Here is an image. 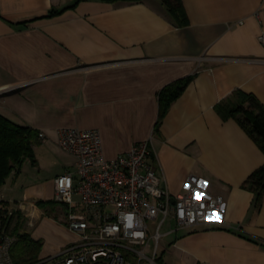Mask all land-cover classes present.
Segmentation results:
<instances>
[{
	"label": "crops",
	"instance_id": "0c3cea01",
	"mask_svg": "<svg viewBox=\"0 0 264 264\" xmlns=\"http://www.w3.org/2000/svg\"><path fill=\"white\" fill-rule=\"evenodd\" d=\"M183 2L185 28L161 0H0V114L45 133L47 145L62 129H97L108 160L149 141L148 162L173 197L195 176L225 200L224 211L196 229L175 232L167 221L161 242L172 239L161 254L160 242L158 259L264 264V202L256 210L254 193L242 188L264 166V153L218 113L237 90L264 105V0ZM52 11L63 13L49 17ZM190 76L157 130L159 93ZM37 161L12 174L0 202L32 221L23 232L43 241L40 259L55 258L77 237L66 227V208L60 221L38 203L54 201L55 180L76 159L56 174Z\"/></svg>",
	"mask_w": 264,
	"mask_h": 264
},
{
	"label": "built area",
	"instance_id": "2783aa9c",
	"mask_svg": "<svg viewBox=\"0 0 264 264\" xmlns=\"http://www.w3.org/2000/svg\"><path fill=\"white\" fill-rule=\"evenodd\" d=\"M259 41L264 45V34ZM39 141L49 138L40 132ZM57 145L76 159L75 170L55 180L54 201L66 208V227L77 239L59 256L35 264H160L167 221L175 222V232L192 230L224 211V198L207 193L195 176L187 180L184 194L173 197L148 162L149 141L112 160L97 129H62ZM16 213L0 202V264H16L11 252L16 237L8 232Z\"/></svg>",
	"mask_w": 264,
	"mask_h": 264
},
{
	"label": "trees",
	"instance_id": "16d2710c",
	"mask_svg": "<svg viewBox=\"0 0 264 264\" xmlns=\"http://www.w3.org/2000/svg\"><path fill=\"white\" fill-rule=\"evenodd\" d=\"M105 1L117 2L122 0ZM124 1L140 2L142 0ZM161 1L176 26L185 28L190 25L183 0ZM61 13L63 11H52L49 17ZM193 80V76L181 79L166 86L159 93L157 130L160 129L172 106L184 95ZM218 113L223 120H235L264 153V105L255 95L237 90L218 106ZM39 134V131L16 124L0 114V193L12 174L21 172L26 162H31L34 166H37L36 147L41 144ZM242 188L254 193V206L256 210L260 211L264 202V166L256 170L243 184ZM56 204L55 201H47L39 202L38 206L45 210L46 207L55 208ZM53 211L52 209L50 214H47L52 216ZM24 222V217L19 212L10 219L9 229L12 227V234L16 237V242L11 251L12 257L16 264H35L40 260L43 241L35 240L30 234L24 233ZM240 236L256 244L263 245L260 241L243 233H240ZM158 262L163 263V259H158Z\"/></svg>",
	"mask_w": 264,
	"mask_h": 264
},
{
	"label": "rangeland",
	"instance_id": "374dc122",
	"mask_svg": "<svg viewBox=\"0 0 264 264\" xmlns=\"http://www.w3.org/2000/svg\"><path fill=\"white\" fill-rule=\"evenodd\" d=\"M46 145H47V143L42 144V145H38L36 148V151H37L36 154H37V158L41 162L42 167L43 168L46 167L48 169L47 174L59 173L62 170H64V166L70 167V166H73L75 164V159L72 156H70L69 154H67L66 152H64L63 150H61L56 143H51L47 146ZM29 163L28 164L30 167L33 166L31 162H29ZM71 168H72L71 170H75L76 167L75 168L71 167ZM52 209L54 210L51 214L53 216V218L61 221L63 216H64L65 207L61 204H56L55 208L46 207V209L44 211L46 213L50 214V211ZM61 213L63 215H61ZM24 221L25 222H24L23 231H25V229L32 231V229L27 228L28 223L26 222L25 219H24ZM150 226H151V228H153L155 226V224L150 223ZM168 229H170V228L169 227L165 228V230H168ZM8 232L10 234H12V227H10ZM164 233H165V231H164ZM171 239H172V237L166 238L165 240H163L161 242L160 254L164 250V246H165L164 243L170 241ZM160 264H165V261L163 263H160Z\"/></svg>",
	"mask_w": 264,
	"mask_h": 264
},
{
	"label": "bare ground",
	"instance_id": "6f19581e",
	"mask_svg": "<svg viewBox=\"0 0 264 264\" xmlns=\"http://www.w3.org/2000/svg\"><path fill=\"white\" fill-rule=\"evenodd\" d=\"M43 215V214H42ZM36 222V221H35Z\"/></svg>",
	"mask_w": 264,
	"mask_h": 264
}]
</instances>
